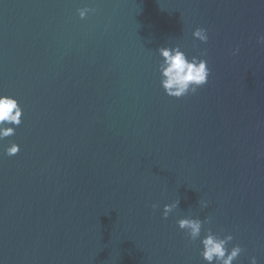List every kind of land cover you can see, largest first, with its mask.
Returning <instances> with one entry per match:
<instances>
[{
	"label": "water",
	"instance_id": "1",
	"mask_svg": "<svg viewBox=\"0 0 264 264\" xmlns=\"http://www.w3.org/2000/svg\"><path fill=\"white\" fill-rule=\"evenodd\" d=\"M261 35L264 0H0V94L22 109L0 264H205L209 228L264 264ZM160 47L205 59L207 83L166 96ZM206 217L194 242L176 224Z\"/></svg>",
	"mask_w": 264,
	"mask_h": 264
},
{
	"label": "clouds",
	"instance_id": "2",
	"mask_svg": "<svg viewBox=\"0 0 264 264\" xmlns=\"http://www.w3.org/2000/svg\"><path fill=\"white\" fill-rule=\"evenodd\" d=\"M94 9L87 7L78 9V16L84 19L86 14ZM192 37L202 44L207 43L208 35L206 29L196 28L192 32ZM257 43L264 46V35L257 39ZM161 57L157 71L160 76V87L164 94L170 98L179 99L183 96L195 94L199 88L207 83L210 75V69L207 67V61L203 58L186 56L180 47H160L157 49ZM238 48L232 51L236 55ZM206 55V52H200L199 57ZM22 109L19 107L16 99L0 94V141L14 135L15 127L21 123ZM11 125V126H9ZM19 151V146L15 143L10 144L3 149V155L8 157L15 156ZM178 202L164 205L162 209V219H167L169 214L177 208ZM201 209L209 207L207 201L200 200ZM156 208V205H152ZM202 223H210V218L200 219L181 218L177 220L178 229L186 233L190 242H194L201 237ZM232 235L215 234L209 228L200 239L201 251L200 257L205 264H233L242 253L243 249L238 245H233L230 249L228 245L232 242ZM249 264H257L256 257L249 258Z\"/></svg>",
	"mask_w": 264,
	"mask_h": 264
}]
</instances>
